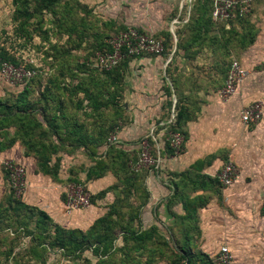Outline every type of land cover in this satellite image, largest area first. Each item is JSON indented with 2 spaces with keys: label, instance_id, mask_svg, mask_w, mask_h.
Wrapping results in <instances>:
<instances>
[{
  "label": "crops",
  "instance_id": "crops-1",
  "mask_svg": "<svg viewBox=\"0 0 264 264\" xmlns=\"http://www.w3.org/2000/svg\"><path fill=\"white\" fill-rule=\"evenodd\" d=\"M194 1L107 0L106 4L118 25L170 37V54L127 61L117 96L121 107L110 111L104 124L114 125L108 142L115 136L110 143L118 145L127 161L138 156L142 139H151L157 163L139 174L130 169L121 173L113 153L107 161L114 166L88 178L107 146H98L95 153L84 146H65L52 156V163H59L52 175L86 184L93 196L90 207L66 213L60 196L63 187L52 189L57 182L43 172L29 178L37 202L30 206H38L64 229L85 231L112 204L121 205L130 228L183 246L194 264L212 257L221 245L233 253L234 264H264V113L257 124L246 125L240 119L244 105L264 103V0L253 1L246 21L235 22L232 34L227 33L229 22L215 28L194 25ZM251 35L253 40L245 46L237 39ZM234 58L249 73L237 92L224 100L218 91ZM173 125L184 137L178 153L167 140ZM15 129L9 127L8 135L14 137ZM22 148V141L14 139L0 151V162L12 159L26 169L30 158ZM226 162L237 169V179L229 187L217 179ZM5 181L0 169V188Z\"/></svg>",
  "mask_w": 264,
  "mask_h": 264
},
{
  "label": "rangeland",
  "instance_id": "rangeland-1",
  "mask_svg": "<svg viewBox=\"0 0 264 264\" xmlns=\"http://www.w3.org/2000/svg\"><path fill=\"white\" fill-rule=\"evenodd\" d=\"M28 1L29 4L16 5L13 0H0V52L16 61V64L5 61L10 70L3 71L0 67V101L6 105L4 111L8 112L9 108L21 113L22 131L32 127L33 136L38 138L30 143L33 148L27 152L30 158L25 169L28 184L20 196L21 202L34 205L37 202L32 198L29 178H36L41 172L36 156L39 140L53 149L59 146L49 140L53 132L58 141L72 127L84 133L95 129L97 117L90 112V98L101 105L99 111L103 114L112 110L114 100L109 95L116 94L117 86L110 81L116 74L101 70L96 56L108 39L124 26L111 20L107 0H92L87 4L85 0H57L50 9L40 8L39 4L45 0ZM43 129L45 132L40 136ZM28 138H23L25 148ZM64 145L71 144L66 140ZM56 171L53 166L49 175ZM52 176L57 182L52 189L59 191L62 186L60 196L65 200L63 189L71 181ZM5 182L0 188V203L11 191ZM53 199L57 200L55 196ZM0 207V264H131L124 258L121 235L112 245L109 241L103 245L91 241L74 245L66 240L67 233L54 234L45 223L38 227L40 215L29 208L14 209L8 198ZM65 212L68 213L66 209ZM67 225L64 226L73 227ZM114 247L117 248L116 260L109 259ZM156 264L168 263L158 261Z\"/></svg>",
  "mask_w": 264,
  "mask_h": 264
},
{
  "label": "trees",
  "instance_id": "trees-1",
  "mask_svg": "<svg viewBox=\"0 0 264 264\" xmlns=\"http://www.w3.org/2000/svg\"><path fill=\"white\" fill-rule=\"evenodd\" d=\"M13 2L18 5L19 3L21 4H29L28 0H13ZM57 0H45L43 1V4H39L40 8L44 9H50L52 8ZM194 12L196 14L194 15V25L199 26L200 24H212L215 27L221 25L225 26L224 21H213L211 17V11H212V0H195L194 1ZM249 15V14H248ZM248 15L246 16H239L236 15L234 19L229 20V28L227 29V33H233V25L235 22H245ZM126 29V28H124ZM123 29V30H124ZM157 38L162 39L163 45H164V51L162 55L170 54V48H171V42H170V37L165 36H157ZM242 38V39H241ZM237 39L240 41L239 43H242L243 46L248 45L253 40V36L251 35L249 39H245V37H241ZM217 40L216 37L212 39V42H215ZM227 43L231 41V39H227ZM219 42V40H218ZM107 43L105 44V47L102 48L103 51L104 49H108ZM132 58V57H125L122 60L118 62L116 66H114L111 70L104 71L106 73H115V77L110 81V83H115L117 86V91L116 94H111L109 95L112 100H114V104L112 110L119 109L121 106L119 104V99H118V94L120 90V83L122 79V69L124 68V65L127 63V61ZM0 59L2 61H11L12 63L16 64V61L14 59H11L9 56L6 55V53L0 52ZM231 63V62H230ZM230 65V64H229ZM229 66L227 67L226 71L228 70ZM89 106H91V114H94L97 117L96 124L101 123L99 126H97V130L91 129L87 133L80 132L79 130L75 129L76 127H72L71 130L64 132V136H60V139L57 141L55 138L54 132L52 133V136H50V142L57 143L59 146L55 147L53 149L49 148V145L46 144L43 140H39L36 148L38 149L36 156L38 158L37 160V165L38 168L41 172L49 174L55 166L56 168L59 166L58 161L52 163V156H54L60 149L66 148L64 145V142L67 140L69 141L72 146L77 145L78 146H84V150H89L95 153V149L98 146L101 145H106L107 150L106 153L103 157H101L96 166V170H92L90 173H88V178H91L92 176H99L100 172H102L105 168H109L111 166H114L113 163L109 162V157L114 153V155H117L118 157V164L119 167L117 168L118 171L121 173L127 172V170H131L134 174H139L140 171L144 170L143 168L146 167H141L136 169V164L139 162L140 159V152L141 149L139 147V154L135 158V160H132L129 162L123 157V152L119 149L118 145L115 143H110L108 142V137L112 131H114V125L110 126L107 125L105 126V122H107L109 118V113L108 114H103L102 111H99V108L101 107L100 104H97L95 102V98H90V103ZM6 108V105L0 101V151L3 150L4 148L8 147L10 143L13 142L14 139H20L22 141V144L24 146V139L26 137H29L28 143L26 141V148L25 152L28 155V150L31 147V144L34 140H38V138H35L33 136L34 134V128L32 127H27L24 128L22 131L21 128L24 127L22 124H20V119H21V113L19 111H9L8 112L4 111ZM111 110V111H112ZM4 112V113H3ZM55 114V113H54ZM53 114V115H54ZM180 116V112L177 113V117ZM102 121V122H101ZM66 124H64L65 126ZM14 126L15 129V136L13 135H8V128ZM52 126V125H51ZM104 126V127H103ZM66 127V126H65ZM53 128V127H52ZM48 131L51 132L48 128ZM45 130L43 129L41 132H39V135L44 134ZM173 132H180L175 125L171 126L169 134ZM150 146H151V155L154 159H157L156 153L154 152V143L151 141V139H147ZM168 144L170 145V140L169 138ZM57 141V142H55ZM105 143V144H104ZM171 147V145H170ZM172 149V147H171ZM108 157V158H107ZM128 162V164H127ZM54 172L53 174H55ZM71 183H79L81 182H75L71 181ZM8 197H5L4 199H9L10 204L14 209H18L21 206L29 208L31 212H36V214H39V220H38V227L42 224L45 223L48 227L53 229L54 234L58 233H67V238L68 242L77 245V243L81 242L82 244L84 242H94L97 245H103L106 244L108 241L109 245H112V242L114 243L117 241L119 238V235H121V241L124 244V258L127 261H130L131 264H139L138 261H145V264H156L158 261H166L168 264H194L193 260L190 259L189 257V250L185 249L183 246L179 245H173L171 242H168L167 240L163 239L162 237L153 238L151 235H149L147 232L139 233L136 231V229L130 228L128 226L129 222L126 223L125 219V212L123 209H121V205H116L112 204L109 207V210L102 216L97 218L89 227V229L83 231L80 229H64L61 226H59L57 223H55L52 218L43 210L35 207V206H30L24 203L23 201L21 202L20 197H16L12 191L9 192ZM4 199L1 203L4 202ZM90 200L91 203L93 201V196L90 194ZM0 203V204H1ZM1 208V207H0ZM105 233H110L113 234L111 237H108L105 235ZM130 237H133L134 242L130 243ZM61 239V237H60ZM63 239V238H62ZM153 239V240H152ZM65 244L61 242V245ZM177 248L178 250L182 251H175L174 249ZM114 253L109 254V259H114L116 260L117 258L114 257L116 256L117 248L114 247ZM144 257L146 259H144ZM214 264L211 260V257L205 260H200L198 261V264ZM117 264V262L115 263Z\"/></svg>",
  "mask_w": 264,
  "mask_h": 264
},
{
  "label": "built area",
  "instance_id": "built-area-1",
  "mask_svg": "<svg viewBox=\"0 0 264 264\" xmlns=\"http://www.w3.org/2000/svg\"><path fill=\"white\" fill-rule=\"evenodd\" d=\"M254 0H212L211 17L213 21L228 22L236 15L246 16L251 12ZM108 49L100 51L96 56L98 67L103 71L111 70L125 57H136L146 54L162 55L164 51L163 41L155 35L140 31L136 27L129 26L111 37L106 42ZM0 67L3 71L11 67L0 59ZM248 69L238 59H233L226 73L225 83L219 89V96L226 100L234 95L241 83L248 75ZM264 103L256 100L244 105L240 111V119L246 125L257 124L263 116ZM171 147L175 153L181 150L184 137L180 132L170 133ZM115 141V136L109 138ZM140 159L136 169L150 167L157 163L151 155V146L147 139L140 141ZM2 169L6 175L11 191L16 197H20L27 189L25 167L12 159L2 161ZM219 183L225 187L233 185L237 179V169L232 162H226L217 173ZM66 197L64 207L68 213L90 207V192L83 184L69 183L65 189ZM214 264H234V255L226 245H221L218 251L211 257Z\"/></svg>",
  "mask_w": 264,
  "mask_h": 264
}]
</instances>
